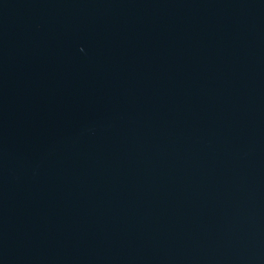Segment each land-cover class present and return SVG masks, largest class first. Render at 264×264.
Returning <instances> with one entry per match:
<instances>
[{
	"label": "water",
	"instance_id": "obj_1",
	"mask_svg": "<svg viewBox=\"0 0 264 264\" xmlns=\"http://www.w3.org/2000/svg\"><path fill=\"white\" fill-rule=\"evenodd\" d=\"M0 264H264V0H0Z\"/></svg>",
	"mask_w": 264,
	"mask_h": 264
}]
</instances>
